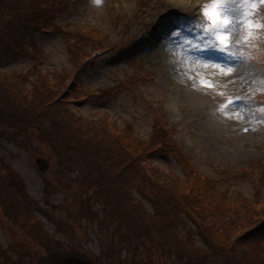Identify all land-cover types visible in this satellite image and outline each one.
Masks as SVG:
<instances>
[{
    "label": "trees",
    "instance_id": "obj_1",
    "mask_svg": "<svg viewBox=\"0 0 264 264\" xmlns=\"http://www.w3.org/2000/svg\"><path fill=\"white\" fill-rule=\"evenodd\" d=\"M69 4L0 0V124L7 126L0 138L46 148L73 199V218L95 244L85 252L51 235L21 177L0 155V212L36 243L30 264H264V209L252 208L263 204L258 187L246 200L232 189L231 171L229 177L199 171L160 112L143 138L130 121L120 126L105 113L93 119L71 109L80 96L115 97L131 80L80 94L81 67L118 43L99 28L73 32L57 24ZM109 15L115 27L123 19L118 11ZM44 31L63 38L69 68L43 69L36 35ZM23 59L31 60L26 71L2 68ZM255 91L264 105V86ZM156 154L172 155L180 172L154 164ZM47 215L56 230L69 232L67 221ZM51 245L62 249L51 252ZM16 263L0 246V264Z\"/></svg>",
    "mask_w": 264,
    "mask_h": 264
},
{
    "label": "rangeland",
    "instance_id": "obj_2",
    "mask_svg": "<svg viewBox=\"0 0 264 264\" xmlns=\"http://www.w3.org/2000/svg\"><path fill=\"white\" fill-rule=\"evenodd\" d=\"M69 1L68 11L55 20L57 24L73 32L99 28L108 31V41L118 43L116 50L96 53L93 64L89 61L81 67L80 94L131 80L115 97L88 100L80 96L79 101L71 100V109L86 118L109 115L120 126L130 121L143 138L160 112L174 128V140L199 171L226 177L231 171L232 189L246 200L253 199L258 187L263 204L252 208L263 210L264 105L255 88L264 86V0ZM111 11L123 15L116 27L110 22ZM36 41L43 69L71 66L59 34L39 32ZM2 68L26 71L31 60ZM0 128L7 126L0 124ZM32 144L24 149L0 138V155L21 177L34 199L36 216L51 235L71 240L85 252L93 250L94 242L88 241L73 218V199L63 190L62 174L53 172L46 148ZM36 157L48 167L40 170ZM151 158L156 165L180 172L170 154ZM49 213L67 221L69 232L56 230ZM57 245L48 246L49 250H61ZM0 246L19 264H30L39 250L1 212Z\"/></svg>",
    "mask_w": 264,
    "mask_h": 264
},
{
    "label": "water",
    "instance_id": "obj_3",
    "mask_svg": "<svg viewBox=\"0 0 264 264\" xmlns=\"http://www.w3.org/2000/svg\"><path fill=\"white\" fill-rule=\"evenodd\" d=\"M35 162L40 170H44L48 166L47 162L43 158L36 157Z\"/></svg>",
    "mask_w": 264,
    "mask_h": 264
}]
</instances>
